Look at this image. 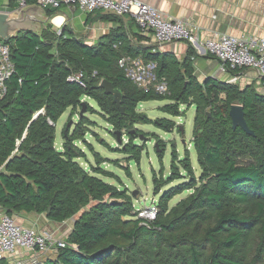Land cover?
I'll return each instance as SVG.
<instances>
[{
  "label": "trees",
  "instance_id": "obj_1",
  "mask_svg": "<svg viewBox=\"0 0 264 264\" xmlns=\"http://www.w3.org/2000/svg\"><path fill=\"white\" fill-rule=\"evenodd\" d=\"M8 5L14 7L13 0ZM57 10L45 8L49 16ZM7 44L14 72L0 98V207L11 215L73 219L66 246L38 264H264V94L213 77L199 81L192 63L131 45L118 30L92 44L63 28L60 34L20 31ZM123 56L155 62L166 93L129 79L118 63ZM78 72L85 87L68 80ZM102 79L121 90L123 113L99 87ZM84 95L127 132L138 119L147 123L136 112L140 102L169 100L160 110L173 116L182 104L195 106L192 142L200 174L195 176L188 154L178 159L173 152L167 180H153L155 194L185 180L162 192L153 220L136 217L130 196L98 176H110L101 165H80L85 154L74 140L85 117L77 118L74 133H63L68 141L62 148L55 147L57 120L68 108L74 114ZM233 104L242 106L253 135L232 128ZM154 123L164 131L179 128L166 118Z\"/></svg>",
  "mask_w": 264,
  "mask_h": 264
},
{
  "label": "rangeland",
  "instance_id": "obj_2",
  "mask_svg": "<svg viewBox=\"0 0 264 264\" xmlns=\"http://www.w3.org/2000/svg\"><path fill=\"white\" fill-rule=\"evenodd\" d=\"M8 3L0 0V11L16 17L28 6L19 7L14 4L13 7ZM26 24L32 26L41 35L43 28H46L45 31L51 30L53 33L60 30L49 22V18L46 24H43L42 21L26 22ZM201 79L198 78L199 81ZM239 87L241 88V86ZM80 102L85 104V112L80 114L82 106L78 105L73 110L74 114L68 108L57 120L55 124V147L61 149L63 143L68 141L63 138V133L65 131H68V134L74 133L79 122L77 118L85 117V125L79 124L76 131L79 138L74 140V144L84 152L85 156L77 160L81 166L87 169H90L91 165L96 167L101 165L110 176H98L117 188L123 189L132 199L135 210L149 207L152 199L157 200L164 190L185 180L182 177L164 184L159 193L155 194L153 180L160 179L163 182L167 180L170 174V160L173 152L177 154L178 159H183L188 154L195 176H199L200 168L192 142L194 105L182 104L179 107L178 116H173L160 110V107L168 104L169 100L140 102L136 107V112L145 115L147 123H139L140 120L138 119L134 125H129V132H127L126 128H117L114 125L113 127L107 120V115L90 96H82ZM157 118L173 120L176 126L182 127V130L179 131L175 127L172 131H164L155 125L154 121ZM70 122L71 124L67 127ZM116 131H119L120 142L116 141ZM96 155L103 160L101 164H98L97 160L99 159ZM182 173L184 174L183 170ZM134 192L135 194H133ZM189 192L186 190L174 196L169 201V206L176 204ZM54 254V252L48 253L43 257V260Z\"/></svg>",
  "mask_w": 264,
  "mask_h": 264
},
{
  "label": "crops",
  "instance_id": "obj_3",
  "mask_svg": "<svg viewBox=\"0 0 264 264\" xmlns=\"http://www.w3.org/2000/svg\"><path fill=\"white\" fill-rule=\"evenodd\" d=\"M9 2L10 0H1ZM27 5H37L36 0H28ZM152 5L169 18L183 19L198 27V43L188 44L183 41L158 44L151 31H142L129 16L118 17L110 12L96 10L86 12L76 5H62L49 22L65 33L74 35L87 44L96 42L99 37L110 31L124 32L131 45L145 47L151 52L174 56L179 61H187L194 66L195 76L217 78L226 81L235 74L236 84L244 88L252 86L264 94V85L255 70L245 68L228 70L222 63L211 56L204 46V39L214 33H227L235 36L264 37V0H140ZM14 4H16L13 1ZM115 17V18H113ZM60 18L56 23L55 19ZM59 30V31H60ZM58 31V32H59ZM191 46V53H188ZM18 223L34 228L40 232H49L57 238H66L73 227V219L56 222L45 214L21 212L15 214ZM31 252L17 249L13 254L0 260V264H13L18 260L25 261ZM45 255L38 257L41 261ZM55 255V254H54ZM48 256V257H54Z\"/></svg>",
  "mask_w": 264,
  "mask_h": 264
},
{
  "label": "built area",
  "instance_id": "obj_4",
  "mask_svg": "<svg viewBox=\"0 0 264 264\" xmlns=\"http://www.w3.org/2000/svg\"><path fill=\"white\" fill-rule=\"evenodd\" d=\"M19 7L26 6L28 0H13ZM43 8L58 9L62 5H76L86 12L103 10L116 16H129L142 31H151L158 44L183 41L188 44L198 43V27L183 19L169 18L156 7L140 0H36ZM205 49L218 59L224 68L233 72L245 68L256 71L259 78L264 76V37L235 36L227 33H214L204 39ZM126 76L141 88L152 87L159 93H166L164 82L155 77V62L144 63L140 58L123 56L118 60ZM14 72L7 43L0 41V98L7 91L6 82ZM237 76L228 79L236 83ZM85 87L82 73H75L68 78ZM137 217L151 221L157 213L156 200L152 199L149 207L137 209ZM65 238H57L49 232H40L34 228L18 223L15 215L7 213L0 207V260L13 254L17 249L31 252L25 260L13 264H38L41 255L56 253L66 246Z\"/></svg>",
  "mask_w": 264,
  "mask_h": 264
},
{
  "label": "water",
  "instance_id": "obj_5",
  "mask_svg": "<svg viewBox=\"0 0 264 264\" xmlns=\"http://www.w3.org/2000/svg\"><path fill=\"white\" fill-rule=\"evenodd\" d=\"M49 17L50 16L46 14L45 9L39 6L38 4L28 5L25 9L20 12L17 17L9 15L7 12L0 11V41L7 43L10 39L14 38L20 31H31L37 33V31L32 26L27 25L26 22L42 21L43 24H46L48 22ZM45 29L43 28L42 31ZM59 33L57 32V34ZM99 87L103 90L105 94L112 96L113 102L116 104L120 112L123 113L124 109L121 105L123 94L121 90L114 87L113 83L106 79H102L100 81ZM81 106L82 108L80 110V114L85 112V104L83 102L81 103ZM229 117L231 119L233 129L240 127L249 135H253V131L249 129L246 123L244 111L241 105H231L229 109ZM70 124L71 122L67 124V127ZM179 129L182 130V127L180 126ZM118 132L119 131H116V136L118 142H120ZM133 194H135V192Z\"/></svg>",
  "mask_w": 264,
  "mask_h": 264
},
{
  "label": "clouds",
  "instance_id": "obj_6",
  "mask_svg": "<svg viewBox=\"0 0 264 264\" xmlns=\"http://www.w3.org/2000/svg\"><path fill=\"white\" fill-rule=\"evenodd\" d=\"M45 9V8H44ZM59 9V8H58ZM60 32V31H59ZM58 32V33H59ZM60 34V33H59ZM212 56V55H211ZM227 82H228V80H227ZM230 83V82H229ZM236 84V83H235ZM178 127H180V126H178ZM177 129H179V128H177ZM181 131V130H180ZM156 200V199H155ZM156 203H157V200H156ZM157 207V206H156ZM140 209V208H139ZM137 211V210H136ZM136 217H137V212H136ZM156 217V216H155ZM137 218H139V217H137Z\"/></svg>",
  "mask_w": 264,
  "mask_h": 264
},
{
  "label": "bare ground",
  "instance_id": "obj_7",
  "mask_svg": "<svg viewBox=\"0 0 264 264\" xmlns=\"http://www.w3.org/2000/svg\"><path fill=\"white\" fill-rule=\"evenodd\" d=\"M59 20H60V18H56V19H55V22H56V23H60Z\"/></svg>",
  "mask_w": 264,
  "mask_h": 264
}]
</instances>
